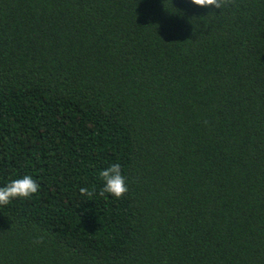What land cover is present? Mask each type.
Returning a JSON list of instances; mask_svg holds the SVG:
<instances>
[{
	"label": "trees",
	"instance_id": "1",
	"mask_svg": "<svg viewBox=\"0 0 264 264\" xmlns=\"http://www.w3.org/2000/svg\"><path fill=\"white\" fill-rule=\"evenodd\" d=\"M25 175L0 264H264V0H0V187Z\"/></svg>",
	"mask_w": 264,
	"mask_h": 264
},
{
	"label": "clouds",
	"instance_id": "2",
	"mask_svg": "<svg viewBox=\"0 0 264 264\" xmlns=\"http://www.w3.org/2000/svg\"><path fill=\"white\" fill-rule=\"evenodd\" d=\"M186 2L199 8L221 10L234 3V0H186ZM99 176L103 181L99 196L104 197L105 194H108L116 199H122L129 192L127 180L122 174L119 163L111 164L101 170ZM39 188L40 185L32 176L25 175L23 178L14 179L5 187H0V205H7L13 199H30L39 192ZM79 191L81 195H86L89 198L96 195L95 186L91 190L87 187H81ZM40 242H43V237H40Z\"/></svg>",
	"mask_w": 264,
	"mask_h": 264
}]
</instances>
